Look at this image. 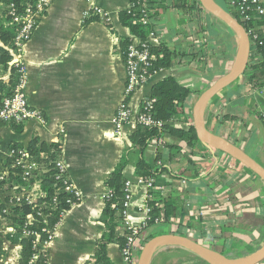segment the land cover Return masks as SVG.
I'll use <instances>...</instances> for the list:
<instances>
[{
    "label": "crops",
    "instance_id": "0c3cea01",
    "mask_svg": "<svg viewBox=\"0 0 264 264\" xmlns=\"http://www.w3.org/2000/svg\"><path fill=\"white\" fill-rule=\"evenodd\" d=\"M177 1L152 0L150 25L160 38L151 39V44L165 42L169 47L188 51L198 39L206 47L205 56H177L168 68L155 71L128 100L137 111L142 101L149 98L155 82L173 76L190 89L185 106L187 119L179 124L186 127L193 124L192 109L199 94L238 58L240 42L229 27L205 9L181 7ZM128 4L129 0H54L49 5L23 47L27 100L40 111L44 121L32 118L20 124L17 131L13 126L17 124L0 120V176L10 171L12 143L27 148L36 139V146L47 147L46 151L54 143L60 145L59 154L81 198L63 212L51 240L44 246L47 264L94 261L97 241L105 231L102 211L109 189L104 181L125 155L128 163L123 175L132 183L127 215L141 232L133 245L137 256L151 234H180L179 225H183L187 231L184 235L229 258L247 257L264 243V182L242 163L200 138L191 147L187 139L165 134L162 140L180 146V152L161 160L156 159L158 141L153 139L147 144L143 156L148 163L165 162L176 172L185 171L193 163L198 177L195 179L192 171L191 180L160 174L153 189L162 187L163 194L186 201L174 220L143 227L150 194L149 186L138 184L135 174L137 151L129 133L136 125L127 123L119 133L114 130L115 111L123 98L126 77L124 40L130 41L133 36L119 15ZM95 6L106 16L93 12L95 18L85 23ZM214 27L222 31L211 37ZM260 29L264 35V22ZM9 61L6 68L0 63V82L7 84L12 70ZM260 114L264 115V87L254 88L243 74L205 104L202 119L210 131L240 146L264 166ZM160 149L168 151L163 145ZM14 196V191L0 187V264H19L21 244L11 241L15 234L12 218L22 212L15 208L18 205L13 204ZM24 216L29 219L32 215L27 212ZM114 222H118V217ZM117 230L123 234L121 225ZM178 247L182 246L159 247L149 264H165L164 252ZM105 251L111 264L124 263L117 242H108Z\"/></svg>",
    "mask_w": 264,
    "mask_h": 264
},
{
    "label": "trees",
    "instance_id": "16d2710c",
    "mask_svg": "<svg viewBox=\"0 0 264 264\" xmlns=\"http://www.w3.org/2000/svg\"><path fill=\"white\" fill-rule=\"evenodd\" d=\"M152 1V0H151ZM4 4H9L11 2L15 3L19 8L22 7L24 0H0ZM181 7H187L189 9H202L199 1H193L192 3H187L185 0H178L176 2ZM231 14H233L245 27L247 32L257 33L258 39L261 40L260 44H257V49L255 54L260 55V58L253 60L255 54H251V59L249 64L244 71V75L248 82L255 88L264 87V35L260 29V25L264 22L262 18H250L243 20L240 15L227 4V0L219 3ZM139 8L134 7L132 10H123L120 12L121 21L127 25L131 33L140 39L144 40L151 29V25L145 26L139 22H133L131 17L133 14H138ZM95 15L93 11H90L89 16H87L85 23L94 19ZM230 29V28H229ZM222 30L218 27L211 29V37L218 34ZM232 30L230 29V32ZM15 32L10 26H3L0 22V38L7 45L11 44ZM129 43V39L124 40V52ZM151 51L154 53L155 58L152 61L151 72H155L162 68H168L172 61L177 56L187 57L192 59L198 57L203 59L206 53V47L202 43L194 42L191 44L188 51L182 50V48L169 47L165 42H160L157 45H151ZM11 54L5 47H0V63L3 68H6L8 61L10 60ZM11 78L9 83L0 82V101L4 96L10 95L14 84H15V71L14 67L10 72ZM190 93V89L182 84H180L173 76H167L157 82H155L151 87V93L149 98L153 99L152 102V115L156 121H160V125H144L141 123L136 124L135 130L129 133V140L132 147L137 151V157L134 163L135 174L137 177L142 179H156L162 173H168L174 178H181L186 180H191L189 176V171L195 172V179L198 177V170L193 167V163L181 172L172 171L169 165L165 162L162 164H150L148 163L144 156V150L148 143L153 139H156L159 143V147L156 153V159L161 160L163 158H169L178 154L180 152V146L173 143H169L162 140L165 134H172L179 138L187 139V144L193 147L194 143L199 140V137L194 129L193 124H187L186 127H182L179 124L186 122L187 115L185 113V106ZM142 110V103L139 107ZM260 119L262 120L264 126V115L260 114ZM18 131L20 130V125H13ZM44 145V144H42ZM160 145L168 148V151L164 153L160 149ZM53 151L50 156L44 159L48 163V170L44 172L40 179V190L41 194L36 198V200L27 205L22 203L21 205L15 206L18 212H22L19 217H13L14 232L15 234L11 237V241L19 242L21 244L20 254H19V264H42L47 259V256L39 255L38 258L33 260V254L36 251L34 248V234L25 235V231H30L39 234V239L44 240L49 235L51 229L61 220L62 214L65 210L69 208L66 203L67 193L60 190L58 194L55 192L58 188V182L55 179V169L51 163V157H55L59 152V144H52ZM20 147L18 143H12L11 148ZM27 149L31 151L38 158V154L42 150H47V147L36 146V139H33L28 144ZM11 159L9 158V165ZM128 163V159L125 156L121 157L119 162L116 164L114 169L105 179L104 184L109 189V193L104 197V207L102 211V220L105 223V231L103 232L101 238L97 241L96 252L94 256V261L87 264H111L108 257L106 256L105 246L108 242H117L119 247L122 249L127 246V238L130 235V231L123 225L122 220V210L123 202L125 200V181L127 180L123 175V169ZM17 168H10V171H17ZM18 172V171H17ZM34 179L29 181H24L19 175L14 173L10 174L7 179L0 178V187L4 186L9 189L13 185L25 186L33 183ZM150 197L147 200L148 220L146 225L149 226L155 222H169L174 220L179 212L183 209L186 199L175 198L170 195H165L161 190H154L153 186L149 187ZM56 197V200H54ZM42 210L46 214V221L42 216L38 215V211ZM30 212L32 214V219L27 221L24 214ZM118 217V222H114V219ZM121 225L123 234L118 233V226ZM145 225V226H146ZM178 232L180 234H186L187 231L183 225H179ZM141 232L139 233V236ZM156 233L151 234L149 238L155 236ZM147 239V240H148ZM184 247L176 248L177 251ZM186 249V248H185ZM186 251L191 252L199 259V264H207L202 258H200L196 253L186 249ZM175 253H173L174 255ZM166 255V254H165ZM165 255L163 257H165ZM171 255V253H170ZM169 256V254H167ZM129 264V263H128Z\"/></svg>",
    "mask_w": 264,
    "mask_h": 264
},
{
    "label": "built area",
    "instance_id": "2783aa9c",
    "mask_svg": "<svg viewBox=\"0 0 264 264\" xmlns=\"http://www.w3.org/2000/svg\"><path fill=\"white\" fill-rule=\"evenodd\" d=\"M54 0H24L21 8L15 3L4 4L0 2V18H3L1 23L3 26H10L14 29V36L10 45H7L0 38V47H5L11 54L10 65L14 67L16 74L15 84L10 95L4 96L0 101V120L12 124L20 125L32 118H39L42 122L44 119L40 115V111L31 106L27 100V72L23 62V47L26 41L31 37L35 26L37 25L41 16L45 13L49 5ZM227 4L232 7L240 17L245 19L250 18H264V0H227ZM153 2L151 0H129L127 10H132L134 7L139 8L138 14H133L131 20L133 22H139L142 25L148 26L152 22L153 18ZM90 11L95 14H102L103 10L95 6ZM89 11V12H90ZM252 32V29H250ZM248 31L251 42V54H255L257 44L261 43L258 39L257 33H250ZM159 39L160 34L156 33L155 29H150L144 40L133 35L124 52V64L126 67L125 85L123 90V98L118 104L115 117H114V130L119 133L124 125L127 123L136 125L138 123L144 125H160V121H156L153 118L151 109L153 99L147 98L142 101V110L138 109L134 111L129 104V98L135 93L150 77L153 72L150 71L152 67V61L155 58L154 53L151 51V39ZM196 41L201 42L196 39ZM202 43V42H201ZM203 45V43H202ZM205 46V45H203ZM259 59L260 55L257 53L253 56V60ZM251 59V56H250ZM59 149V148H58ZM49 151V152H48ZM48 151H40L35 156L26 147L20 146L17 148H10L9 158L10 168H17V171H8L6 175H1V179H7L10 174L14 173L19 175L22 180L29 181L34 179L33 183L25 186L13 185L8 190L14 191L15 196L13 198L14 205H21L26 203L30 205L41 194L40 179L41 176L48 170V163L41 158H47L53 151L52 147ZM51 163L55 169V179L58 182V188L55 192L59 193L63 190L67 193L66 203L68 206H72L80 201L81 194L78 188L73 184L69 177V173L63 158L59 152L55 157H51ZM138 184H146L149 187L154 186V179H142L138 177ZM131 187L130 180L125 181V200L123 202L122 220L123 225L130 231V235L127 238V246L122 248L123 264H136L137 254L134 253V243L137 241L140 233V227L134 226L128 219V210L131 207ZM158 190L162 191V187H158ZM109 191L107 192V194ZM106 194V195H107ZM105 195V196H106ZM56 200V197H54ZM146 213V219L143 224L146 225L148 220V207L144 209ZM32 215V214H31ZM38 215L42 216L46 221V214L44 211L39 210ZM31 218L27 219L30 221ZM143 225V227L145 226ZM141 226V228H143ZM54 229V228H53ZM53 229L49 230L50 233L46 239L40 240L39 234L25 231V235L34 234V248L33 260L38 258L39 255H46L44 246L51 240L53 236ZM47 264V259L42 262Z\"/></svg>",
    "mask_w": 264,
    "mask_h": 264
},
{
    "label": "water",
    "instance_id": "95a60500",
    "mask_svg": "<svg viewBox=\"0 0 264 264\" xmlns=\"http://www.w3.org/2000/svg\"><path fill=\"white\" fill-rule=\"evenodd\" d=\"M198 1L203 9L224 23L237 35L240 42V52L231 68L220 75L197 97L192 109L194 129L203 143L239 161L252 170L264 182V166L240 146L210 131L202 119V110L205 104L219 91L228 87L243 75L250 61L251 42L249 34L241 22L216 0ZM165 244L182 246L196 253L207 264H259L264 261V243L256 252L247 257L229 258L220 251L208 247L187 235L163 233L155 235L145 241L138 255L136 264H149L155 251Z\"/></svg>",
    "mask_w": 264,
    "mask_h": 264
},
{
    "label": "rangeland",
    "instance_id": "374dc122",
    "mask_svg": "<svg viewBox=\"0 0 264 264\" xmlns=\"http://www.w3.org/2000/svg\"><path fill=\"white\" fill-rule=\"evenodd\" d=\"M1 21H3V18H0V22ZM164 253H166V255L171 253V256L165 255V264H199V259L195 255L191 254V252L186 251L185 248L179 249V251L171 249L165 251ZM173 253L175 254L173 255Z\"/></svg>",
    "mask_w": 264,
    "mask_h": 264
}]
</instances>
